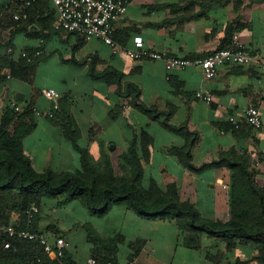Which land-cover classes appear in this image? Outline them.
<instances>
[{"label": "crops", "instance_id": "obj_1", "mask_svg": "<svg viewBox=\"0 0 264 264\" xmlns=\"http://www.w3.org/2000/svg\"><path fill=\"white\" fill-rule=\"evenodd\" d=\"M28 1L0 0V54L10 48L17 54L23 49L43 51L27 78H9L7 74L0 83V122L6 110L16 105L25 112L29 107L38 110L26 114L25 121L35 128L23 139L24 152L37 172H76L82 168L81 154L66 136L70 127L77 145L87 149L99 165L108 157L115 167L121 166L122 157L136 140L139 157L144 151L148 153V160L142 161L145 186L152 180L165 191L173 186L180 201L193 204L203 218L231 219V170L222 167L195 173L184 167L170 149L184 146L185 138L164 127L163 119H153L134 108L130 100L117 95L115 86L95 76L113 68L124 75L123 85L134 83L140 88L145 105L171 114V124L187 125L197 133L192 149L196 167L211 164L224 153L246 155L256 183L264 189V126L257 130L244 122L245 111L251 107L258 108L264 118V68L258 63L264 60V0H131L114 34L115 41L129 51L136 52L135 38H142L147 52L203 59L236 39L256 57V62L247 66L222 67L213 80L206 79L200 68L170 71L164 61L135 60L123 53L114 54L100 40L57 32L56 13L45 28L33 23L27 31H20L21 25L13 18L23 14ZM41 8L47 15L46 10H52L53 5L40 2L37 12ZM45 89L62 95L54 118L47 115L52 103L44 96ZM198 92L211 96L212 101L198 99ZM118 105L125 107L123 114L112 120L110 114ZM231 117L241 122L240 128ZM78 201L46 199L37 220L38 230L51 243L56 238L65 239V264H86L96 250L92 237L102 240L97 254L111 255L116 264H260L256 259L260 247L254 243L238 240L229 250L221 239L183 231L175 221L145 219L123 203L103 216L92 217L94 225L89 220L79 221L75 233L67 226L69 232L58 234L44 206L49 204L55 213L65 207L64 215L70 221L67 208L78 209L72 206ZM82 215L80 219L88 217ZM12 222H20L17 215ZM89 225L93 227L90 234L83 233L82 228ZM69 234L73 239L84 238L83 250L71 243Z\"/></svg>", "mask_w": 264, "mask_h": 264}, {"label": "trees", "instance_id": "obj_2", "mask_svg": "<svg viewBox=\"0 0 264 264\" xmlns=\"http://www.w3.org/2000/svg\"><path fill=\"white\" fill-rule=\"evenodd\" d=\"M37 2L39 4L48 2L53 5L51 0H34L28 8L24 6L28 18L22 20L13 18L16 25H21L20 28L18 27L20 31H27L28 26L33 23L45 28L50 24L49 18L55 17L54 6L53 11L46 10V15L43 8L40 9V13L37 12L39 9ZM23 50L31 56L37 51ZM42 56L29 62L16 51L0 54V83L8 78L7 74L10 78H27L34 72ZM95 76L106 80L110 86H115L117 95L122 99L130 100L134 108L153 119H163L164 127L185 138L184 146L170 149L184 167L195 173L222 167L231 170L233 174L231 219L222 222L203 218L193 204L180 201L178 191L173 186L165 191L153 180L150 186H145V169L142 161L148 160V153L144 151L143 157H139L136 140L132 142L129 153L122 157L123 164L116 169L108 157L102 165L93 162L88 150L77 145L76 134L70 127L66 129V136L73 141L80 152L82 168L76 172L56 173L52 170L37 172L23 148V139L35 128L34 124L25 121L26 114L36 111L29 107L26 112L24 110L17 112L16 105L6 110L0 122V225L13 224L41 233L37 227V220L45 200L49 198L64 197L66 202L80 200L92 214L97 216H103L116 204L123 203L145 219L175 221L183 231L207 233L213 238L221 239L227 243L229 250L236 246L238 240L245 244L254 243L260 247L256 259L260 264H264V189L256 183L254 173L249 166V157L224 153L217 161L196 167L193 164L192 149L198 138L197 133L190 131L187 125L171 124V114L145 105L141 100V90L136 84L123 85L124 75L121 72L108 68L101 75ZM123 111L124 107L118 105L111 112V119H119ZM57 112L54 113V117ZM141 142L143 143L144 140ZM144 144L145 142L143 146ZM32 206L39 207L40 213L29 225L27 211ZM14 214L19 216V223L12 222ZM91 239L96 247L92 257L103 262L113 261L116 264L111 255L97 254L98 249L103 245L102 240L93 237ZM6 242H11V249H4ZM66 261V252L61 259L52 258L44 253L37 242L0 238V264H65Z\"/></svg>", "mask_w": 264, "mask_h": 264}, {"label": "built area", "instance_id": "obj_3", "mask_svg": "<svg viewBox=\"0 0 264 264\" xmlns=\"http://www.w3.org/2000/svg\"><path fill=\"white\" fill-rule=\"evenodd\" d=\"M55 10L57 19L54 24V29L64 31L69 34L78 35L86 40L97 39L108 45L114 54L123 53L135 60L151 59L155 61H164L168 70L200 68L203 75L208 80H213L219 74V70L224 66H247L256 62V57L252 56L247 48L236 39L231 42L225 49L208 55L203 59H179L167 53L147 52L144 49L142 38H135L137 47L136 52L129 51L120 46L114 39L116 24L128 12L131 0H51ZM32 0L25 3L28 8ZM28 13L24 11L22 15H15V20L27 19ZM13 53V49L8 50ZM43 51L37 50L32 56L26 51H22L21 56L27 61L40 58ZM258 63L264 68V60H259ZM10 78V76H9ZM44 96L52 103V110L47 113L48 117L53 118L54 113L60 110V100L62 95L55 89H45ZM196 97L207 102L212 101L211 96L205 95L203 92H198ZM17 112H22L23 109L16 106ZM38 112L37 109H35ZM230 121L240 128V121L235 117H231ZM244 122L254 129H261L264 126V118L260 110L256 107H251L245 111ZM40 213L37 206H32L27 211L28 224L31 225ZM19 239L31 242H37L41 245L44 253L52 258H63L67 243L63 238H56L55 243H51L48 238L42 234L33 232L27 228H21L13 224L0 225V238ZM11 242L4 244V249H11ZM86 264H115L113 261H101L96 257H90Z\"/></svg>", "mask_w": 264, "mask_h": 264}, {"label": "rangeland", "instance_id": "obj_4", "mask_svg": "<svg viewBox=\"0 0 264 264\" xmlns=\"http://www.w3.org/2000/svg\"><path fill=\"white\" fill-rule=\"evenodd\" d=\"M126 107H128V105H125ZM125 108V107H124ZM95 162V161H93ZM104 162V161H103ZM119 166L116 165V169H118ZM50 201V200H49ZM78 201V200H77ZM55 203V202H53ZM77 204L75 205H72L73 207H78V209H74L73 211H71V206H69V208H67V210H69L67 213H68V216L70 217V221L67 220V217L64 215L66 212L65 211V207H60L58 209V212H51L50 211V205L47 204L44 206L45 210H46V214L47 216L49 217L48 220H50V223L56 227V232L58 234H63V232H69V230H67V226H70L72 229V233H75V231L78 229V227L76 228V225L79 223V221H83L84 223L86 222V220H89L91 221V223L94 225V222H93V218L92 217H96L94 214H91V212L86 208V206L78 201L76 202ZM82 206V207H81ZM82 213L84 214H88V217L85 218V219H80L82 215ZM16 215V214H15ZM18 216V215H17ZM80 216V217H79ZM18 219H19V216H18ZM73 219H77L76 222L75 221H72ZM72 221V222H71ZM92 226H86L84 228H82L83 230H81L83 233L84 231H86V233H89L92 231ZM187 231V230H185ZM67 234V233H66ZM70 236V240H71V243L73 244V242L75 243V247L80 249V250H83L84 246H85V240L84 238H81L80 236H76L74 237H71V235L69 234Z\"/></svg>", "mask_w": 264, "mask_h": 264}]
</instances>
